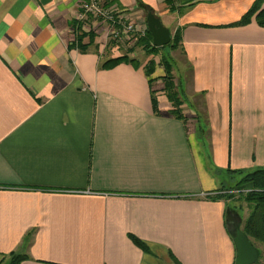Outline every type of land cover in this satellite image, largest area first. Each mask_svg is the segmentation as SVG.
Returning a JSON list of instances; mask_svg holds the SVG:
<instances>
[{
	"label": "crops",
	"instance_id": "obj_1",
	"mask_svg": "<svg viewBox=\"0 0 264 264\" xmlns=\"http://www.w3.org/2000/svg\"><path fill=\"white\" fill-rule=\"evenodd\" d=\"M113 1L178 32L182 117L164 69H101L104 25L75 47L80 0H0V264H234L244 211L209 197L264 169V28L231 26L255 0Z\"/></svg>",
	"mask_w": 264,
	"mask_h": 264
},
{
	"label": "trees",
	"instance_id": "obj_2",
	"mask_svg": "<svg viewBox=\"0 0 264 264\" xmlns=\"http://www.w3.org/2000/svg\"><path fill=\"white\" fill-rule=\"evenodd\" d=\"M115 1L110 0L109 3H113ZM164 4L167 6L169 12H174L173 8V0H163ZM139 9L143 11H149V8L142 5L138 2ZM255 20L256 24L264 28V0H255L251 7L247 10V12L241 17V19L232 24L234 27H241L248 25L251 22V19ZM84 23L73 20L71 22V27L76 32V48L81 52H86L88 47L93 45L94 34L91 30H87L84 32L83 30ZM88 38L89 42L84 45L82 43L83 39ZM179 42V34L176 32L174 34L173 40L170 42L168 46L171 48H176ZM112 45V43H108L107 46ZM138 45L142 46L144 49L155 52L157 50H161L162 48H154L152 46L151 37L146 31L145 37L138 42ZM164 48V47H163ZM121 63H129L137 67L136 61L134 59H129V57L124 54L116 59H106L104 63L100 66L101 69H109ZM152 71V70H150ZM150 71H146V76L151 74ZM165 76H164V91H166L167 98L174 105L175 110L172 111V114L178 118H181V114L178 111L179 108V99L176 90L173 88L171 71L169 66L164 68ZM152 105L154 110H156V100L152 97ZM231 178H235L238 176H242L240 182L235 186L234 190H239V194L241 199L249 206L250 213L248 217L245 219L242 232L248 239H254L259 243L264 244V169H257L252 172H228ZM236 175V176H235ZM232 190V191H234ZM231 190L220 188L216 194L211 195L209 197L210 200H219L229 202L234 199V196L231 195ZM229 205V204H228ZM235 209L233 206H230V209ZM232 237V236H231ZM132 242L139 249L146 251L145 245L135 239L131 238ZM27 258L21 255H17L12 253L8 256L7 264H20L22 261Z\"/></svg>",
	"mask_w": 264,
	"mask_h": 264
},
{
	"label": "rangeland",
	"instance_id": "obj_3",
	"mask_svg": "<svg viewBox=\"0 0 264 264\" xmlns=\"http://www.w3.org/2000/svg\"><path fill=\"white\" fill-rule=\"evenodd\" d=\"M148 13V11H145L142 13V15H138L137 17H131L132 20H128L129 23H132V25L134 26V28H136L137 31H147V26L145 23V16ZM128 18V16H126ZM156 17V16H155ZM160 18L156 17L157 19L160 20V22L162 23L163 20H165V15L164 14H160L159 16ZM133 21V22H132ZM166 22V20H165ZM91 23V22H90ZM163 25V24H162ZM167 25V22H166ZM171 27V26H170ZM167 30L170 32V30L167 28ZM171 34V41L173 40L174 37V33H170ZM141 36V37H139ZM137 37H132L130 34L127 35V40H125V45H118L116 46L117 51L124 55V54H129V55H133L134 56V60L136 61V64L138 65V67H140L141 65L144 67L145 70H150L151 68H155L157 66L158 70H162L166 67L169 66L170 71H171V77L174 80V84H176V76L178 81L181 80V76L177 75V71H178V66H177V62L176 60L174 61V56L176 58V54L174 55V48H171L170 46H166L164 48H162L161 50H157L155 52H152L144 49L142 46L138 45V42L140 40H142L145 36L144 35H139ZM156 60V64L154 62V59ZM147 59L148 62L146 61ZM147 62V63H146ZM146 64V65H145ZM152 75L154 71H150ZM149 75V76H150ZM163 84H164V79H163ZM173 84V85H174ZM248 173V172H247ZM236 176V175H235ZM220 183H221V188L223 189H227V190H234L235 186L240 182L242 176H238L231 179L230 176L228 175H219L218 176ZM239 192V190H238ZM237 192V190H234L231 193L232 196H234V199L229 201V205L233 206L235 209H239V210H243L244 214L242 217H244V219L247 218V215H249L250 213V208L249 206L241 199L240 194ZM231 227H233L231 225ZM230 227V229H231ZM243 228V226L241 227ZM250 241V243L252 244V246L257 250L258 252V259L256 261L255 264H264V244L259 243L258 241L254 240V239H248Z\"/></svg>",
	"mask_w": 264,
	"mask_h": 264
},
{
	"label": "built area",
	"instance_id": "obj_4",
	"mask_svg": "<svg viewBox=\"0 0 264 264\" xmlns=\"http://www.w3.org/2000/svg\"><path fill=\"white\" fill-rule=\"evenodd\" d=\"M109 2L110 0H80L79 12L75 20L83 22L84 25L89 22H98L104 25L106 46L108 43L115 46L125 45L124 41L127 40L129 34L132 37L146 35V30L137 31L132 23H129L125 14L117 8L111 7Z\"/></svg>",
	"mask_w": 264,
	"mask_h": 264
},
{
	"label": "water",
	"instance_id": "obj_5",
	"mask_svg": "<svg viewBox=\"0 0 264 264\" xmlns=\"http://www.w3.org/2000/svg\"><path fill=\"white\" fill-rule=\"evenodd\" d=\"M145 23L154 48H163L170 44V32L151 11L146 14ZM232 238L236 249L234 264H255L258 259V252L238 227L234 229Z\"/></svg>",
	"mask_w": 264,
	"mask_h": 264
}]
</instances>
